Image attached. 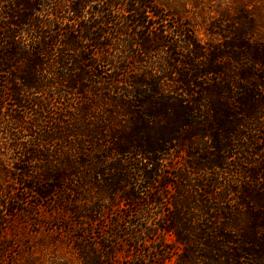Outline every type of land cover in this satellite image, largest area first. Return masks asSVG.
<instances>
[{
    "label": "trees",
    "instance_id": "16d2710c",
    "mask_svg": "<svg viewBox=\"0 0 264 264\" xmlns=\"http://www.w3.org/2000/svg\"><path fill=\"white\" fill-rule=\"evenodd\" d=\"M164 7L0 0V264H264V41Z\"/></svg>",
    "mask_w": 264,
    "mask_h": 264
},
{
    "label": "rangeland",
    "instance_id": "374dc122",
    "mask_svg": "<svg viewBox=\"0 0 264 264\" xmlns=\"http://www.w3.org/2000/svg\"><path fill=\"white\" fill-rule=\"evenodd\" d=\"M158 2L166 8L177 7L173 9L181 11L183 16H188L194 24L195 34L202 42L216 39L207 35L209 23L217 20L235 23L239 12H246L255 21L257 35L264 41V0H158ZM21 239L25 241L24 237ZM166 241L171 242L172 238L167 236ZM175 257V254L172 255L164 264H172ZM18 263L26 264L23 259L17 261ZM42 264H49L48 259H43Z\"/></svg>",
    "mask_w": 264,
    "mask_h": 264
}]
</instances>
